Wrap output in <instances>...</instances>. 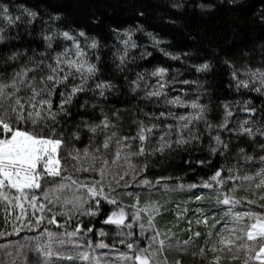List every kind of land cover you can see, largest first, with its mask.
I'll use <instances>...</instances> for the list:
<instances>
[{"label": "snow or ice", "instance_id": "6c2138e0", "mask_svg": "<svg viewBox=\"0 0 264 264\" xmlns=\"http://www.w3.org/2000/svg\"><path fill=\"white\" fill-rule=\"evenodd\" d=\"M198 7L211 10L214 5ZM259 19L264 23V15ZM143 31L112 29L115 69L124 74L129 91L153 109L137 107L134 130L125 132L121 111L105 103L118 89L101 77V41L65 24L59 14L45 19L25 3L0 2V238L20 237L0 243V264H170L167 251L186 252L201 236L193 222L206 228L198 254L203 258L211 251L209 264H219L215 253L225 249L237 253L230 261L241 259L243 252L242 264H264V203H258L264 201V100L256 104L250 95L264 98V44L257 46L258 56L245 52L241 65L223 61L227 86L237 98L223 101L221 117L213 122L210 103L201 102L200 80L179 79L182 73L166 66L129 67L153 55L136 39ZM145 35L164 57L182 60L161 47L166 41ZM191 67L196 73L213 69L210 61ZM85 133L87 143L78 147ZM201 150L206 158L184 162L201 167L216 157L221 162L198 183L149 178L151 169L180 152L191 157ZM185 188L210 190L188 202L203 204L207 195L212 203L192 209L189 227L181 229L190 235L180 241L172 230L178 223L157 225L170 201L150 197L154 191ZM249 188L256 190L255 199L237 196V189ZM145 193L149 198L141 202ZM242 204L254 207L236 210ZM221 206L217 220L213 209ZM188 212L186 204L175 203L177 221Z\"/></svg>", "mask_w": 264, "mask_h": 264}, {"label": "trees", "instance_id": "16d2710c", "mask_svg": "<svg viewBox=\"0 0 264 264\" xmlns=\"http://www.w3.org/2000/svg\"><path fill=\"white\" fill-rule=\"evenodd\" d=\"M3 3H25L38 11L41 16L47 19L49 13L59 14L65 24L73 28L84 30L89 36L96 37L101 41L104 47L101 49V77L110 79L118 89L115 94L109 95L106 101L109 110L119 109L123 117L124 131L134 130L132 119L136 114L137 107L144 108L146 111L153 110L151 104L138 99L132 94L126 86L124 74L115 69L112 62L111 47L114 43L112 29L121 30L128 28L142 27L143 32L136 33V39L147 50L153 53L147 60H138L137 65H129L136 71L143 69L151 70L155 66H166L170 70H179L182 75L179 79H198L203 85L204 95L202 103H210L212 108L209 119L218 122L222 109L219 105L223 101L234 100L237 94L228 88V68L223 63L224 60H231L237 65L245 63L244 53L258 56L257 46L264 44V23H261L259 17L264 15V0H238L235 4H230L228 0H0ZM181 4L183 7L177 9L172 5ZM199 4H212L211 10H202ZM143 13V15H140ZM59 23V22H58ZM151 32L158 38L166 41L161 47L169 52L179 54L182 60L173 61L164 57L160 52L151 47V41L145 33ZM188 53L187 56H184ZM210 61L213 69L208 73H196L193 64H200ZM255 62V61H254ZM133 74H129V79ZM194 90L195 86H191ZM254 103L260 104L264 98L256 94H250ZM183 111V110H178ZM243 114H241L242 116ZM98 118V110L96 116ZM79 119L74 117L69 131L75 127ZM87 143V134H82V140L77 145L82 147ZM251 151V149H249ZM208 156L206 151H192L189 153L180 152L175 155V159H168L162 165L151 169L149 178H155L160 175L180 177V181L173 179L171 183H183L185 185L198 183L201 178H207L212 174V170L219 166L220 157L212 159V164L207 167H201L195 163L191 166L184 161L189 158L193 161L204 159ZM194 169V170H190ZM255 169H249L253 172ZM210 190L203 189L199 191L185 188L182 191H176L174 198L170 202L167 217L158 222L159 227H172L179 224L178 234L188 237L189 232L181 231L189 227L187 219L193 214V207L197 203L188 202L194 195L208 193ZM143 202V201H142ZM186 204L189 212L185 219L177 221L175 203ZM212 203L209 196H205V202L200 204L207 207ZM241 207V206H240ZM221 209H213L218 214L216 219H220ZM166 216V215H165ZM214 221L210 220L209 225ZM218 224L216 227H218ZM3 227L0 219V228ZM194 228V227H193ZM201 229V236L196 239L202 243L205 240V227ZM219 264H224L220 262Z\"/></svg>", "mask_w": 264, "mask_h": 264}, {"label": "rangeland", "instance_id": "374dc122", "mask_svg": "<svg viewBox=\"0 0 264 264\" xmlns=\"http://www.w3.org/2000/svg\"><path fill=\"white\" fill-rule=\"evenodd\" d=\"M168 183L169 184H174V183H171L169 181H168ZM197 190L202 191L203 189H197ZM254 191H256L254 188H249L248 190L237 189V196L244 197V198H248V199H255L256 197L253 196V192ZM174 197L175 196H174V193L173 192L165 193L163 191H159V192L154 191L151 194V197L150 198L151 199H154V200H161V202L163 203L165 200H168V201L171 202ZM148 198H149V196H148L147 193L143 194L141 196V202L144 201L145 199H148ZM124 200L127 203H131L130 198L124 197ZM170 202L165 205L166 210L163 212V215H161L160 217L157 218V225H158V222L163 221L164 218L167 217V214L166 213L168 212V208L171 205ZM258 203H264V201H258ZM240 206H238L236 210H238V211H244V210H247V208H249V207H254V206H250V205H246V204H242ZM174 207H175V205H174ZM196 207H202V206L200 204H196L193 207V209L196 208ZM256 210L259 211L260 209L259 208H256ZM174 213H175V211H174ZM193 217H194V213L189 218H193ZM209 223H210V220H209ZM202 226L205 227L203 224L197 226L195 224V222H193V224H192L191 227L192 228L194 227L193 228L194 231H200L201 232V229L198 228V227H202ZM221 227H222V224H220L217 227V229H219ZM162 228H165V227H162ZM172 230H173V232L176 233V236L174 237V240H180V241H182V240H185V239L188 238V237H184L183 235H179L178 234V227H173ZM205 232H206V228H205ZM201 234H202V232H201ZM189 235H190V233H189ZM18 239H20V237H10L7 240H5L3 238H0V243H8L9 241H15V240H18ZM215 239H216V237L214 235L213 236V239L208 241V244L209 245L212 244L215 241ZM242 242L243 241H241V243ZM204 243H205V241L202 242V243H199V242H197L195 240V243L194 244H191L190 246H188V250L186 252H183V253L180 252V251H177L175 249H173L171 251H167L166 252V255L168 257V260L170 261V264H174V261L176 259L181 260L182 261V264H209V259L212 258L213 255H214L211 251H207L206 250L205 256L203 258L200 257L199 254H198V252H199V246L200 245H203ZM217 247L219 248L221 246L219 244H217ZM193 252H196L197 255L194 256L192 254ZM234 254H237V253H235V250H233L232 253H229V252H227L226 249L224 251H219V252L215 253V255L221 257L219 263L222 262L224 264H242V261H243V258H244L243 252H240L239 253L241 259L235 260V261H230V257L232 255H234Z\"/></svg>", "mask_w": 264, "mask_h": 264}]
</instances>
